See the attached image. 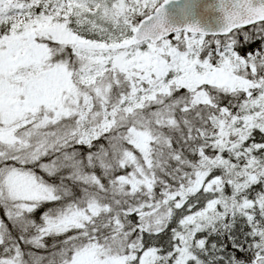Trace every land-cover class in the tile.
Instances as JSON below:
<instances>
[{"label": "snow or ice", "instance_id": "snow-or-ice-1", "mask_svg": "<svg viewBox=\"0 0 264 264\" xmlns=\"http://www.w3.org/2000/svg\"><path fill=\"white\" fill-rule=\"evenodd\" d=\"M0 264H264V0H0Z\"/></svg>", "mask_w": 264, "mask_h": 264}, {"label": "water", "instance_id": "water-1", "mask_svg": "<svg viewBox=\"0 0 264 264\" xmlns=\"http://www.w3.org/2000/svg\"><path fill=\"white\" fill-rule=\"evenodd\" d=\"M206 2L208 3H211L212 0H206ZM203 23L206 25V26H216L217 24V21L214 17H212V14H208L206 16V18L204 19Z\"/></svg>", "mask_w": 264, "mask_h": 264}, {"label": "trees", "instance_id": "trees-1", "mask_svg": "<svg viewBox=\"0 0 264 264\" xmlns=\"http://www.w3.org/2000/svg\"><path fill=\"white\" fill-rule=\"evenodd\" d=\"M258 45H253V47H257ZM257 138H259V137H257ZM44 209H41V210H39L38 212H37V217L41 214V212L43 211ZM51 243V242H50Z\"/></svg>", "mask_w": 264, "mask_h": 264}]
</instances>
